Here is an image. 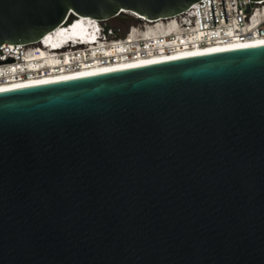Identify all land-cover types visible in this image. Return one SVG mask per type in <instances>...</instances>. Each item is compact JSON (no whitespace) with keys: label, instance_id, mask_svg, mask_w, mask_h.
<instances>
[{"label":"water","instance_id":"obj_1","mask_svg":"<svg viewBox=\"0 0 264 264\" xmlns=\"http://www.w3.org/2000/svg\"><path fill=\"white\" fill-rule=\"evenodd\" d=\"M197 1L0 0V47ZM0 264H264V44L0 89Z\"/></svg>","mask_w":264,"mask_h":264},{"label":"built area","instance_id":"obj_2","mask_svg":"<svg viewBox=\"0 0 264 264\" xmlns=\"http://www.w3.org/2000/svg\"><path fill=\"white\" fill-rule=\"evenodd\" d=\"M213 4V9H212ZM199 0L182 13L165 19L164 28L160 31L159 20H144L142 27L132 26L123 38L112 37L104 39L106 46L118 49L121 43L130 39V35L143 34L142 39L132 46H136V53L145 52L167 54L181 49L207 48L236 42H251L264 38V0ZM214 10V16H213ZM215 17V22H214ZM170 20V21H169ZM216 23V25H215ZM161 32V33H160ZM137 38V37H136ZM105 46V47H106ZM22 49L19 45H3L2 48ZM159 47L166 51L161 53ZM132 47L128 48L131 50ZM105 61H116V58L106 57ZM0 65V79L7 80L12 69H2ZM14 71V70H12ZM6 78V79H5Z\"/></svg>","mask_w":264,"mask_h":264},{"label":"bare ground","instance_id":"obj_3","mask_svg":"<svg viewBox=\"0 0 264 264\" xmlns=\"http://www.w3.org/2000/svg\"><path fill=\"white\" fill-rule=\"evenodd\" d=\"M129 13V12H127ZM129 15L135 18H141L142 20H146L145 18L136 15L134 13H130ZM73 17H77V15H73ZM149 21V20H148ZM170 21V20H169ZM160 31L163 30L166 21L159 20ZM65 27V24L58 27L53 32L47 34L46 37H50L57 30ZM161 33V32H160ZM143 34H134L130 35V39L126 42L121 43L118 49L111 47H104L101 51H95L93 55L86 54L85 56L80 57H71L69 59L61 58L59 54H53V52H49L45 49H39L38 56H34L32 59L27 61L26 65H22L20 67H15L14 71L11 70L6 77V81H2L0 79V89L19 86L24 84H30L35 82L53 80L58 78L76 76L81 74L99 72L104 70L128 67L133 65L151 63L156 61L264 44V38L257 39L251 42H236V43H227L222 45H213L207 48H190V49H181L180 51L167 53L159 55L155 51L145 52L140 50L139 53H136V46H132L136 39L140 41L142 39ZM45 37V38H46ZM137 37V38H136ZM44 38V39H45ZM42 45V41L35 45H19L25 50H33L34 48H38ZM131 48L129 50L128 48ZM30 48V49H29ZM82 48V47H78ZM137 48V47H136ZM161 47H159V50ZM162 50V51H161ZM161 53H165L163 49H161ZM115 57L116 61H105L106 57ZM50 67V68H49ZM50 70V71H49ZM49 71V72H47ZM45 72V73H44Z\"/></svg>","mask_w":264,"mask_h":264},{"label":"rangeland","instance_id":"obj_4","mask_svg":"<svg viewBox=\"0 0 264 264\" xmlns=\"http://www.w3.org/2000/svg\"><path fill=\"white\" fill-rule=\"evenodd\" d=\"M104 26L111 27L116 38H123L127 35L132 26L142 27L141 22H138L133 16L128 15L126 18H112L103 23ZM30 49V48H29Z\"/></svg>","mask_w":264,"mask_h":264},{"label":"clouds","instance_id":"obj_5","mask_svg":"<svg viewBox=\"0 0 264 264\" xmlns=\"http://www.w3.org/2000/svg\"><path fill=\"white\" fill-rule=\"evenodd\" d=\"M90 18H92V17H90ZM95 20H97V19H95ZM112 34H113V33H109V32H108V29H106V31H105L103 37H104V38H106V37H109V38H110V37L113 36Z\"/></svg>","mask_w":264,"mask_h":264},{"label":"trees","instance_id":"obj_6","mask_svg":"<svg viewBox=\"0 0 264 264\" xmlns=\"http://www.w3.org/2000/svg\"><path fill=\"white\" fill-rule=\"evenodd\" d=\"M106 28L109 29V28H111V27H108V26H107Z\"/></svg>","mask_w":264,"mask_h":264}]
</instances>
